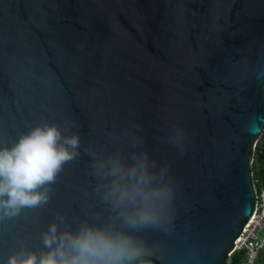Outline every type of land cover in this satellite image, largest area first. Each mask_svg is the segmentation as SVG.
Instances as JSON below:
<instances>
[{
    "label": "water",
    "instance_id": "water-1",
    "mask_svg": "<svg viewBox=\"0 0 264 264\" xmlns=\"http://www.w3.org/2000/svg\"><path fill=\"white\" fill-rule=\"evenodd\" d=\"M45 123L80 155L47 204L0 221V264L48 251L58 214V231L106 220L92 166L117 151L167 169L168 214L136 233L153 264H229L256 202L264 0H0V147Z\"/></svg>",
    "mask_w": 264,
    "mask_h": 264
},
{
    "label": "clouds",
    "instance_id": "clouds-1",
    "mask_svg": "<svg viewBox=\"0 0 264 264\" xmlns=\"http://www.w3.org/2000/svg\"><path fill=\"white\" fill-rule=\"evenodd\" d=\"M79 148L78 134L62 135L56 125L47 123L20 135L11 147H0V221L18 216L24 208L47 204L51 185L63 166L79 157ZM92 167L96 190L109 209L107 219L93 223L85 219L75 232L58 231L57 221L65 220L58 214L42 234L48 251L38 256L21 248L4 264H153L152 249L136 233L159 226L168 214L172 190L165 179L167 169L155 171L156 163L146 151L127 157L117 151L95 159Z\"/></svg>",
    "mask_w": 264,
    "mask_h": 264
},
{
    "label": "built area",
    "instance_id": "built-area-1",
    "mask_svg": "<svg viewBox=\"0 0 264 264\" xmlns=\"http://www.w3.org/2000/svg\"><path fill=\"white\" fill-rule=\"evenodd\" d=\"M262 230H264V192L256 194L254 212L235 241L233 252L236 250L245 252V261L242 264H252L258 253L264 250V234L261 235ZM242 237L244 238L243 240H241Z\"/></svg>",
    "mask_w": 264,
    "mask_h": 264
},
{
    "label": "trees",
    "instance_id": "trees-1",
    "mask_svg": "<svg viewBox=\"0 0 264 264\" xmlns=\"http://www.w3.org/2000/svg\"><path fill=\"white\" fill-rule=\"evenodd\" d=\"M252 180L256 192H264V130L253 150L251 164ZM245 261V252L236 250L229 257V264H242ZM252 264H264V250L260 251Z\"/></svg>",
    "mask_w": 264,
    "mask_h": 264
},
{
    "label": "rangeland",
    "instance_id": "rangeland-1",
    "mask_svg": "<svg viewBox=\"0 0 264 264\" xmlns=\"http://www.w3.org/2000/svg\"><path fill=\"white\" fill-rule=\"evenodd\" d=\"M256 143H257V142H256ZM263 234H264V230L261 231V235H263Z\"/></svg>",
    "mask_w": 264,
    "mask_h": 264
}]
</instances>
